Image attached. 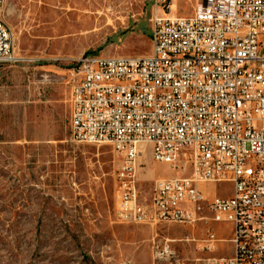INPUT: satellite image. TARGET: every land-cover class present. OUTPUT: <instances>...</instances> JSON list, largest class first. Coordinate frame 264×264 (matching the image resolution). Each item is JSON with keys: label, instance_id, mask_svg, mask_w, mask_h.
<instances>
[{"label": "built area", "instance_id": "1", "mask_svg": "<svg viewBox=\"0 0 264 264\" xmlns=\"http://www.w3.org/2000/svg\"><path fill=\"white\" fill-rule=\"evenodd\" d=\"M185 1L187 13L176 14L173 4L154 13L150 54L79 58L70 138L109 144L120 156L123 221L228 223L230 237L207 230L190 264H264V0ZM4 3L0 62L16 64ZM147 151L152 162L183 173L157 178L141 199L138 168ZM217 184L231 188L210 194ZM175 241L153 245L154 264H184ZM221 243L231 246L223 251Z\"/></svg>", "mask_w": 264, "mask_h": 264}, {"label": "rangeland", "instance_id": "2", "mask_svg": "<svg viewBox=\"0 0 264 264\" xmlns=\"http://www.w3.org/2000/svg\"><path fill=\"white\" fill-rule=\"evenodd\" d=\"M170 4L176 14L189 10L185 0H5L4 21L21 62H0V264H154L152 247L167 238L190 264L207 230L230 237L228 223L123 221L120 156L109 144L70 138L79 58L150 54L151 19ZM180 173L152 162L147 151L138 168L141 199L152 195L157 178ZM225 188L231 185L210 186L209 193L224 195Z\"/></svg>", "mask_w": 264, "mask_h": 264}]
</instances>
